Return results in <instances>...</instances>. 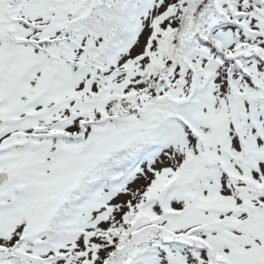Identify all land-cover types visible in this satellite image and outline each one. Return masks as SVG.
<instances>
[{
    "label": "snow or ice",
    "instance_id": "snow-or-ice-1",
    "mask_svg": "<svg viewBox=\"0 0 264 264\" xmlns=\"http://www.w3.org/2000/svg\"><path fill=\"white\" fill-rule=\"evenodd\" d=\"M0 264H264V0H0Z\"/></svg>",
    "mask_w": 264,
    "mask_h": 264
}]
</instances>
